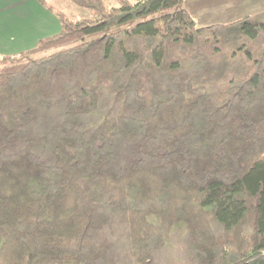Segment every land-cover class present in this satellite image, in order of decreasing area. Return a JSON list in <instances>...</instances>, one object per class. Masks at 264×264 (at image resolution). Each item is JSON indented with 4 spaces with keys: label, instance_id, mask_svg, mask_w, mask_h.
Instances as JSON below:
<instances>
[{
    "label": "trees",
    "instance_id": "1",
    "mask_svg": "<svg viewBox=\"0 0 264 264\" xmlns=\"http://www.w3.org/2000/svg\"><path fill=\"white\" fill-rule=\"evenodd\" d=\"M41 1L60 32L0 57V264H264V13Z\"/></svg>",
    "mask_w": 264,
    "mask_h": 264
},
{
    "label": "rangeland",
    "instance_id": "2",
    "mask_svg": "<svg viewBox=\"0 0 264 264\" xmlns=\"http://www.w3.org/2000/svg\"><path fill=\"white\" fill-rule=\"evenodd\" d=\"M44 1L62 11L71 19H80L88 15L86 11L80 9L72 0ZM4 2H6V0H0V3ZM260 2L262 3L263 1ZM255 3H258V1L186 0L184 7L193 14L199 24L210 25L214 23H231L247 16H255L264 13V2L262 4ZM5 7L10 6L7 5ZM0 10H3L0 12V57L16 55L22 51L32 49L39 40L56 34L54 31L51 35H18L15 31L19 29V21L22 19L21 15H19L15 9L8 10L7 8L4 9V7H1ZM6 13L8 14L3 16ZM159 15H163V13Z\"/></svg>",
    "mask_w": 264,
    "mask_h": 264
},
{
    "label": "crops",
    "instance_id": "3",
    "mask_svg": "<svg viewBox=\"0 0 264 264\" xmlns=\"http://www.w3.org/2000/svg\"><path fill=\"white\" fill-rule=\"evenodd\" d=\"M257 1L258 3H261L260 1L264 2V0ZM7 5L10 7H5ZM1 7H4V9L7 8L8 10L15 9L16 12L21 15L22 19L19 21V29L15 31L18 35H51L54 31V33L57 34L61 30L58 17L53 11L49 10L41 0H6V2L0 3V8ZM2 11L3 10H0V12ZM7 14L8 13L3 16Z\"/></svg>",
    "mask_w": 264,
    "mask_h": 264
}]
</instances>
